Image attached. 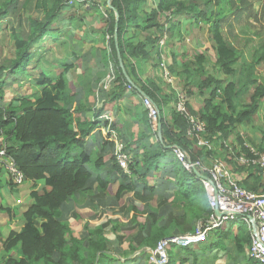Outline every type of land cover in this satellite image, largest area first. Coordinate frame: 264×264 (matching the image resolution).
Here are the masks:
<instances>
[{
  "label": "crops",
  "instance_id": "1",
  "mask_svg": "<svg viewBox=\"0 0 264 264\" xmlns=\"http://www.w3.org/2000/svg\"><path fill=\"white\" fill-rule=\"evenodd\" d=\"M79 1L81 3L74 0L67 2L66 7L51 24L50 32L33 42L29 48L30 61L22 72L4 71V78L17 77L19 82L31 81L27 85H30L31 94L35 95L40 94V88L34 84V78L40 72L50 76L65 72L68 88L73 93L72 102L69 104V107L75 109L73 115L94 124L83 146L77 150L79 154L86 152L92 159L88 164L90 180L84 190L75 193L59 208L58 219L66 222L70 228L67 238L81 240L85 256L93 253L90 264H258L249 257L248 251L253 222L250 220L248 225L242 218L224 222L203 243L186 247L170 245L166 262H158L155 254L158 242L162 238L195 233L207 219L209 210L207 192L200 176L184 167L174 153L173 145L162 135V121L171 123L170 107L173 101L159 107L152 100L159 110L156 129L151 126L142 102L144 95L149 96L141 90L140 84L148 86V81L155 83L163 93L169 95H172V89L176 92H187L181 77L168 69L171 64V50L178 49L170 44L171 36L164 33L158 45L161 60L157 56L147 62L130 58L137 70L139 82L131 80V88H127L126 84H120L115 64L109 57L105 5L102 7L98 4L101 3L99 0ZM37 2L38 0H16L0 19V32L4 29L2 23L7 21L9 14H15L19 9L23 10L19 14L22 16L23 28L26 29L16 30L21 33L28 32L29 18L43 19L45 14L37 6ZM81 4H84L83 7ZM19 20L20 17L15 22L16 27H19ZM234 34L237 36L235 39L243 35L237 31ZM9 37L12 40V56L4 57L0 66L8 67L15 54L12 33ZM48 43H52L51 47ZM252 47L251 51L254 50L255 53L258 47ZM234 48L241 53L240 62L249 61L248 58L244 59L247 56L244 49ZM177 52L181 54L179 50ZM182 52L186 55L190 53L184 48ZM186 55V58H190ZM182 58H179V69L183 63ZM163 67H167L171 80L164 75ZM173 74L178 77V81L172 79ZM224 75L221 72L213 74L216 78L226 80ZM209 91H192L187 103L194 113L201 111ZM218 101L219 98H216L213 103L217 104ZM222 108L226 113L230 112L225 104ZM103 115L111 116L117 139L128 151L131 167L134 165L129 174L123 173L114 162L113 147L110 144L113 140L106 139ZM244 127L239 124L232 128L225 140L218 139V135L212 136L213 144L210 137L203 136L202 139L208 140L209 145L199 144L197 137L195 139L186 136L191 141L187 149L191 151L188 153L195 154L200 149L205 151V148H211V155L203 153L200 157L202 162L211 165L213 159L217 158L225 161L231 168L228 148L241 145L243 139L248 143L258 142V138L251 131H245L246 137L241 135ZM26 182L32 190L31 183ZM41 188L42 184L35 187L36 190ZM15 189L17 187L10 184L9 175L4 171L0 199L7 191L11 194ZM31 202L30 197L27 206ZM5 206L2 204L0 208ZM27 206L20 212L18 227L3 226L5 221L0 223L3 237L10 230H19L22 227V213ZM11 212L9 217L12 216ZM92 248H95L93 252Z\"/></svg>",
  "mask_w": 264,
  "mask_h": 264
},
{
  "label": "trees",
  "instance_id": "2",
  "mask_svg": "<svg viewBox=\"0 0 264 264\" xmlns=\"http://www.w3.org/2000/svg\"><path fill=\"white\" fill-rule=\"evenodd\" d=\"M1 1L0 19L16 0ZM69 1L72 0H38L37 6L43 9L44 17L29 18L27 33L12 30L15 54L5 68L6 73H19L25 69L30 61V46L50 32L51 24ZM247 4L246 0H157L156 7H149L147 0H109L106 6L109 57L115 64L120 84L125 86L129 82L119 66L117 49L129 78L136 83L139 77L130 58L138 62H147L154 56L159 59L161 36L164 33L181 36L180 26L185 17L189 18V27L206 23L216 56L214 65H219L223 74L231 75L232 81L225 83V80L208 74L205 71L207 58L202 53H195L193 57L187 54L190 58H185L184 52L179 54L173 48L168 69L181 77L187 93L191 94L194 86L201 93L210 90L198 114L190 109L188 103L187 110L198 115L205 123V133L199 134V137H210L212 144L214 135L225 140L232 128L253 120L264 98V82L258 80L254 70L255 64L263 61L264 51L259 56L255 53L252 64L240 62L241 53L227 44L228 34L223 33L228 27V32H233V23L244 31L245 26L241 27L239 23L250 8V4ZM140 14L146 15L142 24L138 21ZM160 15H164V22ZM132 27L135 30L126 36L128 28ZM180 57H183V63L179 69ZM13 80L19 81L17 77ZM34 84L40 88L39 95H18L6 101V87L0 81V147L5 150V156L10 157L23 172L25 182L29 181L33 188L30 192L32 202L22 213V227L10 230L5 237L0 231V261L3 264H90L93 253L85 256L82 241L67 238L69 225L59 220L58 214L60 206L75 193L84 190L90 180L88 164L92 159L86 152L79 154L77 150L83 146L94 124L73 115L75 109L69 107L73 93L68 88L65 72L58 76L40 72L34 78ZM148 84H140V88L159 107L173 101L170 107L171 123L162 121L161 124L162 135L170 141L169 144L185 150L186 159L190 161L202 162L200 157L203 153L211 155V148H205V151L200 149L195 154L188 153L191 151L187 150L191 141L186 137L189 121L174 107L177 92L172 89V95H169L163 93L155 83L148 81ZM247 95L249 101L243 102ZM216 98L219 101L214 104ZM223 104L230 112L223 110ZM262 137L257 143L249 144L264 151L263 134ZM110 144L114 147V142L110 141ZM241 150H246L243 144L228 148L230 171L235 174L241 187L264 193V181L260 177L258 164L242 165L235 158ZM113 159L120 168L114 156ZM129 167L131 172L134 168L131 161ZM4 171L3 161H0V184ZM10 184L13 185L11 179ZM38 184H42L40 190L35 189ZM3 210L10 215V208ZM211 212L209 206L207 219Z\"/></svg>",
  "mask_w": 264,
  "mask_h": 264
},
{
  "label": "built area",
  "instance_id": "3",
  "mask_svg": "<svg viewBox=\"0 0 264 264\" xmlns=\"http://www.w3.org/2000/svg\"><path fill=\"white\" fill-rule=\"evenodd\" d=\"M163 70L165 75L168 70L165 67H163ZM131 86L132 84H127V88H131ZM184 98V94L177 93L174 107L177 111L183 113L189 121L187 136L199 138V144L201 145H209L208 140L199 137V134L205 133V123L198 115L187 110ZM142 102L147 110L151 126L156 129L159 123L157 106H154L149 97L143 96ZM102 117L106 121L105 132L109 139L114 142L113 156L120 168L129 174L130 156L128 151L124 148V144L117 139V131L113 126L111 116L103 115ZM244 147L246 150H241L235 158L242 165L258 164L260 177L264 180V151L249 143H245ZM173 151L187 170L197 171L203 176L200 177V181L207 192L208 203L212 212L206 222L202 223L195 233L162 238L155 248L158 262H166L167 249L170 245L186 247L190 244L203 243L208 235L214 229L221 227L224 222L242 218L247 221L248 225H250V220L253 222L248 249L249 257L258 264H264V193L253 192L241 187L235 174L230 171V168L223 161L214 160L211 165H205L199 160H187L185 153L176 146H173ZM5 154V150L0 147V161H3L4 170L14 185L22 184L25 182L23 172Z\"/></svg>",
  "mask_w": 264,
  "mask_h": 264
},
{
  "label": "rangeland",
  "instance_id": "4",
  "mask_svg": "<svg viewBox=\"0 0 264 264\" xmlns=\"http://www.w3.org/2000/svg\"><path fill=\"white\" fill-rule=\"evenodd\" d=\"M1 1V0H0ZM22 0H20L21 2ZM77 2H80L79 0H74ZM98 1V0H97ZM101 3L98 2V4L105 5V10H106V4H108L109 0H99ZM149 7H156L157 6V0H147ZM153 1L155 3L153 4ZM2 2V1H1ZM0 2V3H1ZM248 3L247 5L250 4V8L246 10L247 12L245 13L244 19L240 21V26L243 27L244 31H241L240 28H237V24L233 23L231 25L233 29V32H228L229 27L223 30L224 35H227V44L229 43L231 46L237 47L238 49H244L247 52V56L245 55V58H248L249 61L248 64L253 63V54H257L259 56L263 51H264V0H246ZM81 3V2H80ZM83 7L84 4H81ZM97 8V4H96ZM147 9V8H146ZM79 10V9H77ZM76 10V11H77ZM149 9H147L148 11ZM23 12V10L19 9L18 12L15 14H9V20L4 21L3 24V30L0 32V62L4 57L8 58L12 56V40L10 39V34L12 33L13 29H22L25 30L26 27L23 28L22 24V16L19 14V12ZM20 17L19 20V27H16V20L17 18ZM164 15H160V19L162 22H164ZM146 19V15L140 14L138 17V21L142 24L144 20ZM189 18L185 17L183 18L182 25L180 26V33L181 36L173 34L170 37V44H174L175 48H177L181 53H182V48L186 52H190L189 55L193 57L195 53H203L207 58H209V61L205 65V71L208 74H217L218 72H222L221 68L219 65L215 66L213 65V62H215V51L211 48L212 46V39L211 35L207 29V24L206 23H200L199 25H194L189 27ZM228 29V30H227ZM131 30H135L134 27L128 28L127 35L132 32ZM153 31V30H152ZM235 31L239 32L240 34L242 33L243 35L238 36L237 39H235ZM176 32V30L174 31ZM129 33V34H128ZM49 47H51L52 43H48ZM228 44V45H229ZM252 45H255L258 47V49L255 51H251L253 49ZM180 46V47H179ZM248 48V49H247ZM261 49V50H259ZM185 53V52H184ZM194 53V54H191ZM255 54V55H256ZM185 57V55H183ZM186 58V57H185ZM251 61V62H250ZM162 65H164V62H160ZM257 67V68H256ZM5 66L1 65L0 66V81H3L5 84V90H4V100H9L13 97H16L18 95H29L31 94V88L30 85L27 83L31 81H24V84H21L23 81H17V82H12L14 78H4V71ZM254 70L258 73V80L261 82H264V59L261 63L255 64ZM36 73V72H33ZM174 75V74H173ZM165 76L168 77V80H171V77L169 73H165ZM225 76V83H228L229 81H232V76L231 75H224ZM223 76V77H224ZM172 79H175V81H178L177 76H173ZM8 80L11 82L8 84ZM17 84V85H16ZM20 86V87H19ZM236 88V87H235ZM196 87L194 86L192 91H195ZM178 94H184V100L189 102V96L190 94H187L185 90H181V92H177ZM191 98V97H190ZM243 102H248V95L243 98ZM173 106V103H172ZM245 127L242 128L241 135L246 137L245 131H251L253 132L254 136L258 138V141L263 138L262 134L264 135V98L261 101V106L258 110V113L253 117V120L251 122H243L241 123ZM243 127V126H242ZM1 141V139H0ZM246 141L243 139L241 145L245 144ZM241 145H238L237 147H241ZM263 180V179H262ZM264 181V180H263ZM13 186L17 189L12 190L14 191L13 193L9 194L7 191V194L4 195L2 199H0V206L6 205L5 207L0 208V223L6 222L3 224V226L9 227L12 225L14 228L18 227L20 225V219L21 215L20 212L27 204L30 202V197L29 193L31 190L30 184L28 182H23L22 184L19 185H14ZM10 207L12 212L9 217L8 213L6 211L2 210L3 208ZM0 264H3V261H0Z\"/></svg>",
  "mask_w": 264,
  "mask_h": 264
},
{
  "label": "water",
  "instance_id": "5",
  "mask_svg": "<svg viewBox=\"0 0 264 264\" xmlns=\"http://www.w3.org/2000/svg\"><path fill=\"white\" fill-rule=\"evenodd\" d=\"M117 17V16H116ZM116 26H117V23H115V28H116ZM116 42V41H115ZM117 56H118V62H119V66H120V68H121V71H122V73H123V75L126 77V79H127V81L130 83V84H132V81H131V79L129 78V76H128V74H127V72H126V70H125V68H124V66H123V62H122V59H121V56H120V53H119V50L117 49ZM145 97H147L146 95H144ZM154 106H156L155 104H154ZM198 176H200V177H203L199 172H197V171H194Z\"/></svg>",
  "mask_w": 264,
  "mask_h": 264
}]
</instances>
